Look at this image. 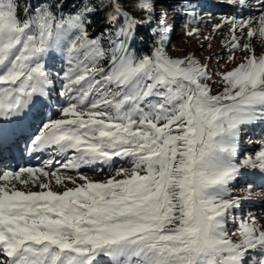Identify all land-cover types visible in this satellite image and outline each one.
<instances>
[{"label": "snow or ice", "instance_id": "6c2138e0", "mask_svg": "<svg viewBox=\"0 0 264 264\" xmlns=\"http://www.w3.org/2000/svg\"><path fill=\"white\" fill-rule=\"evenodd\" d=\"M158 6L0 0V264H264V225L242 215L255 180L235 194L248 174L264 185V141L241 145L264 127V0L255 20L224 19L229 61L246 55L216 94L206 64L168 55ZM180 11L195 19L192 0ZM140 28L150 52L133 47ZM16 153L47 159L20 166Z\"/></svg>", "mask_w": 264, "mask_h": 264}, {"label": "rangeland", "instance_id": "374dc122", "mask_svg": "<svg viewBox=\"0 0 264 264\" xmlns=\"http://www.w3.org/2000/svg\"><path fill=\"white\" fill-rule=\"evenodd\" d=\"M156 2L158 5H164V7H157V14L166 11L168 13V21L172 24L173 30L167 47L168 55L172 58H184L187 55H194L202 64L208 66L213 80V83L210 85L213 88V93L221 92L223 85L215 83L220 80L219 73L234 69L242 62V57L246 55L245 52L236 51L235 59L229 61V48L226 45L229 44L232 33L229 30V26L224 23V19L226 17L239 18L243 16L244 18L255 20L262 11L260 0H247L246 8L240 5L232 6L222 3V0H192V6L196 14L195 19H191L185 12L180 11V0H156ZM233 8L236 10L233 11ZM217 25L222 26L217 28ZM190 30H198V34L187 35V32ZM97 32H89V36L93 37V34ZM237 35L239 36L240 33H237ZM245 42L247 41H241V43ZM255 47L257 55L264 54V46L255 43ZM53 64L56 67L60 66L55 60H53ZM261 141H264V127L254 126L246 129L241 134L242 154L254 153L255 150L259 149ZM17 157H20V155ZM39 157H36V160H39ZM45 159H47V156ZM36 160L34 163H29V156H24L23 162L25 161V163L20 166H40L42 161L39 160L38 162ZM35 163L36 165H34ZM82 171L87 172L90 178L94 180L106 178L101 175H93L86 169ZM253 177L255 176L251 174L241 177L237 182L235 194L246 196L247 194L244 192L245 186L254 180L252 179ZM255 182L256 186L253 188L252 196L243 205L242 215L247 216L248 213H251L255 216L258 223L264 225V191L260 190L264 188V185L259 184V180ZM16 186L23 189L21 184H17ZM67 186L72 187L73 185L68 184ZM28 187L32 191L40 190L38 187L32 185ZM53 190L63 191L62 188L55 186ZM235 227L237 226L230 224V232ZM232 238L234 240L237 239L236 236Z\"/></svg>", "mask_w": 264, "mask_h": 264}, {"label": "trees", "instance_id": "16d2710c", "mask_svg": "<svg viewBox=\"0 0 264 264\" xmlns=\"http://www.w3.org/2000/svg\"><path fill=\"white\" fill-rule=\"evenodd\" d=\"M23 3V0H21ZM79 4V0H64V6H65V11H74V6ZM107 11V10H105ZM136 16H140L141 13H134ZM105 22V13L104 12H99L97 13L94 18L91 21V24L89 25V32H95L98 31L97 33L93 34V37L96 36L104 27H106ZM138 36L143 37V42H140L137 40L134 42L133 47L137 50L139 53L141 50L144 52H150L151 47L148 42V33L145 31L144 28L138 29ZM106 66V65H105Z\"/></svg>", "mask_w": 264, "mask_h": 264}, {"label": "bare ground", "instance_id": "6f19581e", "mask_svg": "<svg viewBox=\"0 0 264 264\" xmlns=\"http://www.w3.org/2000/svg\"><path fill=\"white\" fill-rule=\"evenodd\" d=\"M254 1V0H253ZM37 157V156H36ZM36 157L35 158H30V161H29V163H34L35 162V160H36ZM42 156H40L39 157V160H40V158H41ZM46 158V155H44L42 158H41V160L40 161H43V159H45ZM23 160H24V157H19L18 159H17V155H15V160H14V163H18V165H22L23 163H25V161L23 162ZM39 160H36V161H38L39 162ZM41 163V162H40ZM34 165H36V163L34 164ZM259 184H261V183H259Z\"/></svg>", "mask_w": 264, "mask_h": 264}]
</instances>
